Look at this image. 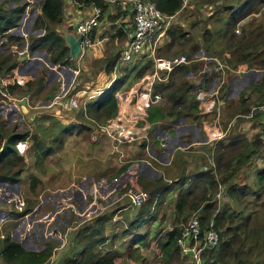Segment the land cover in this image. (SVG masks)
I'll return each mask as SVG.
<instances>
[{
	"label": "trees",
	"instance_id": "obj_1",
	"mask_svg": "<svg viewBox=\"0 0 264 264\" xmlns=\"http://www.w3.org/2000/svg\"><path fill=\"white\" fill-rule=\"evenodd\" d=\"M10 1L13 3L12 6L8 5ZM72 1L79 5H93L99 7L102 11L105 10L108 5H111L105 0ZM150 1L157 6L166 18L175 17L181 10H189L186 3L184 6V0ZM39 3L40 13L34 19L33 27L41 29L43 33L40 35L20 37L11 33L10 30L18 26V21L25 10V1L0 0V35L6 40V46L15 45L16 47H20V45L26 44L30 53L35 50L45 51L51 62L55 65L74 66V60L70 59L69 48L64 41V37L57 30L62 21L65 1L40 0ZM211 3L214 4V6L209 7V9H212L206 14V18L218 24L216 27H213L214 33H212V37L210 38L209 33L205 31L202 36L206 43L196 41L191 45V49L186 48L187 51H185V53L188 55L186 57L189 62L178 65L168 76L166 81L156 82L153 86L154 93H162V91L169 88L172 91L167 94L170 100L168 109L157 104H150L149 102L144 106L147 107L144 122L151 128L160 127L165 129L162 120L167 118L171 121L177 120L180 117H185V119H192L194 121L202 119L200 113L201 109L199 108L200 101L196 99L197 94L191 92L196 87L195 81L193 80V83L191 79L186 78L181 80L179 85L175 82V75L178 73L187 74L190 72L192 75H196L197 72L201 71L203 62L194 63L193 55L197 51L204 49L210 58L225 61L226 66L229 68H238L239 64H243V67L239 68H244V70L262 69L264 72V36H259V39L256 38L254 42L242 45V42L247 38V36L244 35L245 30H243L247 25H244L241 32L242 36L239 38L243 39V41L236 39L234 44L229 43V41L236 36V30H238L236 29L237 24L241 23L244 18H250L254 9L257 10L256 12L259 10L261 11V19L259 21V19L254 18L248 23L250 28L253 26L249 36L253 37V34L260 29L261 33L264 35V0H213ZM119 8L121 9V7ZM166 30L165 33L169 34L173 41H176V37L183 36L184 38L180 29H178V31L172 29ZM118 32L119 37L123 36L126 38L129 31L119 30ZM216 36L219 37V40L225 37L227 41L225 49L227 48L233 51L238 57H226L223 54V58H221L219 49L221 40L218 42L214 41ZM143 57L147 58L146 61L139 60L136 61L135 64L134 61L137 60V58L133 60L134 57L130 61H126L125 67L120 70V72L125 75L131 68L136 67V72L133 75L134 81L137 80L135 84L141 80V78L142 83H144V78L149 75L153 67V61L149 52L141 55V58ZM119 62L123 63L120 59V55L114 53L110 59L106 60V72H111L119 65ZM18 63L19 61L15 58L13 52L7 51L0 53V77L8 81L7 89L9 93L21 94L23 92H30L32 96L35 93H39L44 82L43 73L40 72L36 78L27 75L19 77L16 75ZM146 72H148V74H146ZM206 75L207 73L204 75V72L200 74V77L205 76L203 82L199 85L201 90L206 89ZM124 82L125 76L113 80L106 91H102L95 101L86 105L85 112L82 109L79 110L76 114L77 118L97 124L109 122L110 120L112 121L117 115L119 107L116 93L123 86ZM223 83L224 82H222V84ZM248 86L251 88L247 89L246 87L242 89L243 91L241 90L239 94V105L231 107L234 110L232 112L234 115L229 119L230 121L238 119L247 122L245 116L252 108L260 106H249L248 97L250 96V91L253 90L257 92V90L263 89L264 77L263 80L257 82V84H249ZM136 87L137 85L135 88ZM219 89L222 90L221 94L226 92L223 85ZM138 93L139 92L136 91L135 94L138 96ZM198 95H203V92L201 91ZM258 97L259 102H261L260 104L264 105V102L262 103L264 97H262L261 94H259ZM252 117L256 119L258 125L262 127L261 134H256L252 139H247L242 132L220 137L215 142L214 150L212 143V145L207 146L208 153L211 154L212 152V164L206 165L204 169L198 167L199 170L196 168V170L189 175L187 172L186 174L183 173V176H178L173 181L174 185L181 187V190L175 197V212L177 217L179 218L180 216L187 215L189 211L200 208L199 217L202 227H205L213 220L215 228L219 233L218 244L213 247H208L203 251L202 264H264V109L259 110L256 108ZM2 124L3 123L0 122V180L8 182L19 181L20 164L23 160L22 156L25 155L18 156L14 144L18 139L26 137L27 133L12 131L10 135H5L6 131L3 129ZM76 130L77 132L92 133V127L83 122L78 124ZM111 134H113V131H111ZM147 135H149L148 132ZM225 139H228V141L224 142ZM144 146L145 142L142 144V147ZM178 156L179 155H176V157ZM179 158L180 157L177 159ZM13 165H16L19 169L14 172H9L12 170L10 168L13 167ZM128 166L127 164L123 165L120 171L126 170ZM240 171H242L241 176H237ZM165 182L167 181L163 178L158 180L137 178V184L140 186V189L147 190L146 192L149 191L150 201H152L155 196H161L164 193V195H166V193L169 192V186L172 184V181L170 183ZM220 184L224 185L225 195L228 200L218 202V200L221 199L217 200L215 195L218 192ZM218 205L219 209L217 210ZM118 209L124 212L122 207H118ZM152 212L153 211H150L149 205L148 207L144 206L139 214H137V217L142 221L146 219L147 215L151 214L150 218H152L155 216ZM20 214L21 213L18 215ZM110 218V215H99L92 220V224L82 226L75 236L76 242L79 243L81 247L74 255L65 259L63 264H120V252H103L98 248V246L104 244L106 240H110V244L115 240V234L111 236L103 235L106 228L105 223ZM133 221H135V219L130 221V224H132ZM257 221L263 223L258 225ZM176 225L177 223L165 234L166 239L159 242L162 250L170 248L172 244H175L176 250H179L176 244V238L180 234L182 227L177 228ZM260 236L263 238L262 241L259 242ZM141 241L142 239L138 240V242ZM256 246H259L260 250L259 255L254 257L253 251ZM50 254L51 248L47 246L39 252L26 251L20 243L13 241L9 234L0 242L2 264H44Z\"/></svg>",
	"mask_w": 264,
	"mask_h": 264
},
{
	"label": "crops",
	"instance_id": "obj_2",
	"mask_svg": "<svg viewBox=\"0 0 264 264\" xmlns=\"http://www.w3.org/2000/svg\"><path fill=\"white\" fill-rule=\"evenodd\" d=\"M34 1L28 0L29 8L24 12L21 23L18 24L19 28L17 30L22 32V37L43 33L41 29H36L32 26L35 17L40 11L34 7ZM64 1L62 21L57 30L63 37L68 33L77 35L75 30L77 23L90 17L93 14L94 6L75 4L72 0ZM37 2H40V0H37ZM185 3L188 4L189 10L197 9L194 8L192 0H184V6ZM117 8L120 9L119 7L108 5L102 11L99 25L93 32L95 44L87 48L81 55H78L76 59L70 58L74 60L73 68L70 66L67 69L58 68L47 61L41 63L39 58H37L41 55L39 50L30 53L25 47L26 50L22 51H26L24 55H26L27 59L22 60V68L29 70L25 73L28 72L29 75L27 76L32 78H36L42 72L44 75L43 86L40 92L35 93L30 100H23L18 103V107L0 100V122L3 123L2 127L6 131L5 135H10L12 131L20 132L26 126V129L20 133H27V136L23 139L28 144L27 152L25 156H22L23 160L20 164L21 170L18 176L20 180L14 182L0 180V242L9 234L13 241L20 243L24 250L29 252H39L47 246L51 248V254L44 264H63L65 259L71 257L80 249L81 245H78L75 236L86 221L87 223L90 222V219H94L98 214L107 215L108 212L118 209V207H122L124 211L129 208L126 198L123 197L102 207L101 210L98 208L96 214L93 213L90 218L88 217V211L92 212L98 207V199L107 198L115 194L113 191L116 188L114 187V179H112L110 184L104 180L106 179L105 175H108L106 173L109 168L121 166L125 159L133 160L136 161L135 165L133 163L126 170L118 171V173H121V178L136 180L137 176H140L147 180H155L160 175H163V171L154 166V161L161 165L160 168H162V166L169 165L173 159L186 157L185 154L192 153L194 150H190L191 148L198 151L207 148L206 141L208 139L205 142L198 140L196 135L200 133L197 132L199 128L191 122H185L187 120L185 117L171 121L174 126L171 129L174 131L173 134H169L171 133L170 130H162L158 127L152 131V134L156 135L157 138H161L159 135L163 136L166 133L165 139L167 142L161 143L163 148L158 150L150 145L151 143L148 142L150 141L149 137H144L146 142H148L145 143L144 147L139 145L140 142H130L132 138L129 140L120 139L114 132L112 134L114 137L112 138L101 134L96 135L94 140L92 139L91 142L86 143V140L83 139L86 137L84 132H77L75 129L70 133H62L59 128H55L56 123L63 126L78 123L80 120L76 117L75 110H66L62 105H49L54 94L59 91L77 89L74 95L79 102L84 101L88 104L98 98L99 94L96 93L97 91H106L112 81L120 77L114 74V70L108 74L106 73V60L110 59L119 49L113 48L114 45L118 44V31H129L127 33L128 36L132 31L133 23L132 13L129 9L121 8L124 12L118 15ZM29 21L30 24L27 23ZM126 40L122 44L123 47ZM154 43H156L155 40ZM37 65L40 66L31 71ZM18 70L19 68L16 70V75L23 77L25 73L20 76ZM254 71L248 70L243 72V74L256 73ZM96 79L99 83L94 86L93 81L95 82ZM213 82H210L208 90H205L204 97H207L206 100H210V97L219 91V89L216 91ZM222 82L223 80H220L219 83L221 84ZM101 83L102 85L100 86ZM234 83L236 82L231 80L229 84L232 86ZM80 84L83 87H80ZM229 84L226 87V92L222 95H225V100L229 101L227 107L231 108L239 103L238 96L242 89L238 92L237 97H234L230 92ZM136 85L137 83L134 88ZM136 90L138 88H135ZM49 96L50 98H48ZM80 97H82L81 100ZM116 97L119 110L121 108V110L128 111L124 118L137 115L135 118L136 122L137 118L141 117V113L138 111L129 113V108L138 103L136 100L138 96L134 95V104L131 103L132 96L127 92L119 90L116 93ZM216 97L214 96L211 100L214 101ZM39 98L40 100L36 102ZM123 105H125L124 108ZM135 122H131L132 124L134 123V133L140 131V129L147 130L145 127L149 126L145 122L142 124L144 126H137ZM137 135L138 139L143 136L140 132ZM46 137L57 138L56 148L51 151L44 149V145L39 141ZM202 137L206 138L204 135ZM113 138L119 141H115ZM215 139L217 138L215 137ZM116 142H120V144H116ZM174 142H178V144ZM179 142L182 144L179 145ZM212 144L209 143V145ZM170 145L172 148L169 149L168 146ZM167 152L169 153L167 162H159L157 158L161 159ZM144 154L148 156L147 159L140 158L144 157ZM176 155L179 156L176 157ZM194 165V168L199 167L197 163ZM140 167L143 169L139 170L138 168ZM10 169L12 170L9 172H14L19 168L13 165ZM26 177L31 178L30 181H25ZM103 190L105 191L104 193ZM111 191L113 192L109 194ZM22 206H25L26 210L24 209L18 215ZM122 212L118 209L116 212L108 213V215L111 216L113 221H116L117 218L122 216ZM70 213H72L71 216L69 215ZM85 213V218L83 217L79 220L81 215ZM88 224H92V222ZM110 229V225H108L103 235H113L114 231ZM108 241L106 240L98 248L101 249L102 246L107 244V252L115 251V246H110L111 244H108ZM2 262L0 256V264Z\"/></svg>",
	"mask_w": 264,
	"mask_h": 264
},
{
	"label": "rangeland",
	"instance_id": "obj_3",
	"mask_svg": "<svg viewBox=\"0 0 264 264\" xmlns=\"http://www.w3.org/2000/svg\"><path fill=\"white\" fill-rule=\"evenodd\" d=\"M24 1H27V2H25L26 6H25V10H24V12H26L27 9L29 8V5H28V0H24ZM212 1L213 0H197V1L192 0V4L194 3L193 4L194 8H197L196 11H191L188 9H186V11L181 10L178 14H176L175 17L168 18V19L165 18V21L163 22L161 29L155 33L156 35H154L153 39H152V40L156 41V43H154V46H155L154 54H155V56L159 55V56L164 57V58H170V57H175V56H180V55L188 56L185 53V51H187L186 48L191 49V45L193 44V42H196V41L200 42L201 41L202 43H206V41L204 40L202 35L206 31L207 33H209V37L211 38L213 35L212 33H214L213 27H216L218 25L213 20L210 19V21H209L208 18H206V14L212 9V8L209 9V7L214 6V4L211 3ZM255 3H257V2H255ZM8 5L12 6L13 3L10 1V2H8ZM186 5H188V4H186ZM34 7L38 8L40 10V3L37 2V0L34 1ZM117 10H118V15L120 13L124 12V10H121L118 8H117ZM263 10H264V8H263ZM256 11L257 10L254 9L253 14L250 18H246V19L244 18V20L241 23L237 24L236 29H238V30H236V36L233 37V39L231 41H229L230 44H234L236 39H239L242 36L241 32H242V27L244 25H247L246 28L243 29V30H245L244 35L247 36V38H245L244 41H243V39H239L240 41H243L242 45H244L245 43L254 42L256 40V38L259 39V36H262V37L264 36L261 33V29L257 30L253 34V37L249 36V34L251 32V28H253V26L250 28L248 26V23H250L254 18L259 19V21L261 19V14H260L261 11L260 10L258 12H256ZM39 13H40V11H39ZM27 23L30 24V21ZM172 23H174V24H172ZM169 25H171V26H169ZM18 28H19V26H17L16 30ZM166 29H172L175 31H178V29H180V31L184 35V38H183V36L176 37V41H173L171 39V36L169 34L165 33L167 31ZM17 31H18V33H15V35L22 37V35H23L22 32L19 30H17ZM125 40H126V38H124L123 36L119 37L118 44L113 46V48L114 47H116L117 49L119 48L116 51V53L118 55H120V57H121V52H122L121 50H123L122 44ZM220 40H221V42H220V48L219 49H220L221 58H223V54L226 57H229V56H231L232 58H234V56L238 57V55L233 53V51H230L227 48L225 49V44L227 43V41L225 40V37H223V39L220 38ZM220 40H219L218 36H216L214 38V41L218 42ZM5 41L6 40L3 38V36L0 35V53L1 52L2 53L7 52V51L13 52L15 58L19 61L18 67H17V69L19 68L18 73L20 72V76H22L23 73H25L26 71H29V70H24L22 68V60L27 59L26 55H24L26 51L23 52L22 54H20L19 51L26 50L25 47H27V46H26V44H22V45H20V47H16L15 45L6 46ZM253 49H255V48H253ZM253 49H250V50H253ZM39 54H41V55H39L37 58H39L41 63H45V61H47L48 63L50 62V64L52 63L45 51L40 50ZM141 55H144V54H141ZM141 55H139L133 59V60H135L137 58V60L134 61L135 64H136V61H139V60L146 61L147 58H145V57L141 58ZM193 57H194V63L203 62V64L201 65L202 66L201 71L197 72L196 75H192V73H190V72H188L187 74L184 73L185 76H184V74L178 73L177 75H175L176 76L175 82L177 85H179L181 83V80L186 79V78L191 79L192 82H193V80L195 81L196 87L191 92L197 94L196 99H199V101H200V103H199V106H200L199 108L201 109L200 113L204 118L201 120H198V121H194L192 119L191 120L187 119L185 122H191L196 127L199 128L197 130V132H200V133H198V135H196V138L198 140H202L203 142H205L208 139L206 141L207 146H209V143L211 144L214 142L213 143V147H214L213 150H214L215 149V142L217 139H219V137H222V136L225 137L228 134H232V133H236V132H242L243 135L247 139H252L256 134H261L262 127L260 125H258V121L256 119H254L251 115L249 117L245 116L246 117L245 119L247 122H244L243 120H238V119H235L233 121L229 120L232 117V115H234V113H232L234 110L232 108H230L229 106L227 107V104H229V101L225 100V98H224L225 95L221 94L222 90L219 89V87H222V85H223V88L226 89L227 85L231 82V80H233L236 83L232 84V86L229 84V86H230L229 88H230V92L234 95V97H237L240 89H244L246 87H247V89L251 88L250 86H248L249 84H257V82L263 80V77H264L263 70L262 69H257L256 71L253 70L256 73H253L250 75L249 74H243V72L248 71V70H244V68H239V67H243V64H239L238 68H229L226 66L225 61L220 60V59L210 58V56L208 55V53L204 49L197 51L193 55ZM51 65H55V64L52 63ZM119 65L117 67H115L113 70H114L115 75L117 74V76H120V77L125 76V82H124L123 86L120 88V91L127 92L129 95H131L132 96L131 97L132 103H134L133 102L134 94L136 93V91L139 92L138 98L136 97V100L138 103H136V105L133 106L132 108H129V110H130L129 113L140 111L141 117H139V119L137 118L136 122H135V118L137 117V115L128 116V117L124 118L125 114H127L128 111L121 110V108L119 110V107H118L117 115L113 118L112 121L110 120L109 122L97 124V123H94L91 121L80 120L78 118V120H80L78 123L68 124V125H63V126L58 125L56 123L55 128L56 129L59 128V130H61L62 133H70V132H73L75 129H77L79 123L83 122L86 125L92 127V133L84 132L86 137L83 139L86 140V143L92 141V137H91L92 134H96V135L102 134V135H107L109 137L110 134H107V131L109 130L110 133H111V131H113L116 135H118V138H120V139L125 138V140H129L130 138H132L130 142H133V141L134 142L137 141L138 143L140 142L139 145L141 147H142V144L144 142L145 143L150 142L151 143L150 145L157 150L159 148H163L161 146V143L167 142L165 139L166 133H164L163 136L159 135L161 138H159V137L157 138L156 135L152 134V131L156 127L151 128L149 126H146L145 128L147 130L140 129V131L136 132L137 134H139V132H140L143 135L142 138H140V139H138V137H137L138 135L136 133H134V123L132 124L131 122H135V124L137 126H141L142 124H144V118L146 116L147 107H144V106L146 105L147 101H145L143 99V97L145 98V92H143V94L141 95L140 91H139V90L144 89L146 81H144V83H142V78H141V80H139L137 82L136 88H138V87L139 88H138V90L135 91L134 84L137 80L134 81L133 75L136 72V67L131 68L130 71L126 72V74L124 75V73L120 72V70H122L125 67L126 62H123V63L119 62ZM39 66L40 65L33 67V69L31 71L35 70ZM56 66L58 68L60 67V65H56ZM66 66H67L66 68L64 67L65 69L68 68V65H66ZM70 67L73 68L74 66H70ZM20 68H22L23 70L22 69L20 70ZM201 72H204V75L207 73V75H206L207 83H206V89L205 90H208L209 84L212 81H214L213 83L215 84L214 87H215L216 91L219 89L218 92H215L213 94V96L210 97V100H206L207 97H204L205 90H201V88H199L200 87L199 85L202 83L203 78H205V76L200 77ZM146 74H148V72H146ZM24 75H29V73L27 72V73L23 74V76ZM183 76H184V78H183ZM120 77H118V78H120ZM234 78H236V79L234 80ZM220 80H223L224 83L220 84L219 83ZM93 83H94V86H96L99 83V81L96 79V81L95 82L93 81ZM0 84L7 86L8 81L5 78L0 77ZM101 85H102V83L100 84V86ZM79 86L83 87L82 84H80ZM80 87H78V88H80ZM91 87H93V86H91ZM76 90L77 89H70L68 91V93L72 94V92L74 91L73 92V94H74L76 92ZM134 91H135V93H134ZM170 91H172V90H170V88H169V89H165L164 91H162V93L160 92L161 97H160V100L157 103V105L163 106L166 109H168V106H170V100H169L167 94ZM201 91L203 92V95H198ZM59 93H60V91L58 92V94ZM249 93H250V96L248 97V100H249L248 105L249 106L261 105L260 104L261 102H259L258 95L261 94L262 97H264V87L262 90H257V92L252 90ZM10 94H12V93H10ZM26 94H30V99L32 98V95L30 92H23L21 94H12V95H15L17 97H21V96L26 95ZM136 95L137 94H135V96ZM54 96H55V94L53 95L51 100L54 98ZM214 96H217V97H216V99H214V101H212L211 98H213ZM42 97H44V96H42ZM40 98L36 102H38L40 100ZM48 98H50V96ZM81 99H82V97H80V100ZM136 100H135V102H136ZM207 101H210L213 105ZM263 102H264V98L262 100V103ZM121 105H122V103H121ZM238 105L239 104H235V106H238ZM79 107H81V105ZM124 107H125V105H123V108ZM80 109H82V108L74 109L76 111V114L79 112ZM66 110H68V109H66ZM83 111L85 112V110H83ZM250 112L247 115H249ZM123 113H124V115H123ZM135 114H137V113H135ZM261 120H262V118H261ZM162 124L165 125V129L158 127L159 129L168 130V131L170 130L171 133H169V134L174 133V131L171 130L174 126L172 125L171 120L169 118H167L165 120L163 119ZM142 126H144V125H142ZM25 129H26V126H24V128L22 130H20V132H23ZM20 132H18V133H20ZM147 132L149 133V135H147ZM202 135H204L206 138L202 137ZM144 137H149L150 141L146 142V139ZM215 137L217 139H215ZM110 138H112V137L110 136ZM263 139H264V136H263ZM113 140L119 141L116 138H113ZM202 141H200V142H202ZM226 141H228V139L224 140V142H226ZM39 142L44 145L45 150L51 151L54 148H56L58 140L55 137H49V138L46 137V138H43L42 140H40ZM121 142H124V141H121ZM137 142H135V143H137ZM124 143H126V142H124ZM176 143L178 144V142H176ZM116 144H120V142H118V143L116 142ZM181 144L182 143L179 142V145H181ZM105 148L107 150H109L107 146H105ZM168 148L170 149V148H172V146L170 145V146H168ZM190 150H194V151L192 153H188V154H185V152L182 151V152H184L186 157H180L179 159L175 158V160L173 159L169 165L162 166V168H160L161 165H159L157 162H155V161L153 162L154 166H156V168L163 171V175H160L155 180L163 178V179H166V181H167L165 183H170L172 181V184L169 186L170 190H169V192L166 193V195H164L165 194L164 193L161 196H155L152 201H150V197H149V199L146 201V203L144 205H142L140 208H132V207L128 206L129 208H127V210L122 212L121 213L122 216L117 218L116 221H113L111 218L108 221H106L105 226L107 227L108 225H110V228H111L110 230L114 231V234H115V237H114L115 240L112 241L110 246H115V249L121 253L120 264H192L188 257L181 255L180 251L176 250L175 244H172L170 246V248H168L166 250H162L160 248V245H159V242H162L166 239L165 234L169 230H171V228L175 225V223H177V225H176L177 228H179V227L181 228L185 224V222L187 221V219L189 218V216L192 213L196 212V213L200 214V208L197 210H191V211H189V213L187 215L180 216L179 218L177 217L176 212H175V200H176L175 197L179 193V191L181 190V187L178 185H174V182H173L174 179L178 176H183L182 174L183 173L186 174V172L188 175L192 174L196 170V168H194V166H195L194 164H196V163L199 164V168L204 169L206 167V165L212 164L211 162H213L212 152H211V154H209L207 151L208 148H204L201 151H198V150H195L192 148ZM263 151H264V145H263ZM140 158L147 159L148 156L146 154H144V157H140ZM168 159H169V153L168 152L165 153L161 157V159L157 158V160L159 162H162V163H166ZM126 162H128L127 163V165H129L128 167L132 166L133 163H134V165L136 164L135 163L136 161L125 159V162L122 163L121 166L124 165ZM121 166H119L117 168H109L108 172L106 173L108 175H105L106 179H104L105 181L108 182V184H110L112 179H114V181H115L114 187H116V188L113 191L115 194L113 196H110L107 198L98 199V201H97L98 207L95 208L94 210H92V212L88 211V213H87L89 218H90L91 214H93V213L96 214V211L98 208H100V210H101L102 207L110 204L111 202L117 201V199H122L124 197L123 196L124 192L126 191L127 188L132 186V187H135L137 189H140V186L137 184V179L136 180H134V179L133 180L132 179L131 180H129V179L125 180L124 178L120 177L121 173H118V171L121 170V168H120ZM187 166H189V167H187ZM199 168H198V170H199ZM135 169H136V166H135ZM138 169L140 170L143 168L140 167ZM242 171H240L237 176H239V175L241 176ZM115 178H117V179H115ZM137 178H141V177L137 176ZM30 179L26 177L25 181H30ZM141 179H144V178H141ZM140 190H142V189H140ZM113 191H111L109 194H111ZM143 191H147V190H143ZM104 192L105 191L103 190V193ZM147 193L149 194V191ZM215 197L217 200L221 199V200H218V202H220L222 200L223 201L228 200L227 196L225 195V187L223 184L219 185L218 192L216 193ZM148 205L150 206V211H153L152 214H155V216L150 218L151 214H149L146 216L145 220L141 221L137 217V214H139L140 210L144 206L148 207ZM110 207H111V205H110ZM24 209H25V206H22L21 210H19V213H21V211H23ZM218 209H219V205H218L217 210ZM116 211H117V209H114L113 211H110L108 213H112V212H116ZM108 213H107V215H108ZM71 214L72 213H70L69 215L71 216ZM85 215H86V213L81 215V218H79V220H81L83 217L85 218ZM99 215L100 214H98L97 216H99ZM133 219H135V221H133V223L130 224V221H132ZM90 220L91 221L88 223H91L93 218ZM88 223L86 221L84 224H82V226L88 225ZM257 223H258V225H261L263 222L257 221ZM64 229H65V226H64ZM262 238H263L262 236L259 237V242L262 241ZM139 239H142V241L138 242ZM110 242L111 241L109 240L108 244ZM78 245H80V244L78 243ZM107 249H108V245L106 244V245L102 246L101 251L107 252ZM259 250H260V247L256 246L254 251H253L254 257L259 255ZM112 251H114V250H112Z\"/></svg>",
	"mask_w": 264,
	"mask_h": 264
},
{
	"label": "built area",
	"instance_id": "obj_4",
	"mask_svg": "<svg viewBox=\"0 0 264 264\" xmlns=\"http://www.w3.org/2000/svg\"><path fill=\"white\" fill-rule=\"evenodd\" d=\"M113 6H118L124 9H129L132 13V31L127 37L124 44V49L120 59L123 62L130 61L134 57L148 53L153 61V67L149 75L145 77V87L140 90L142 95L145 92L143 99L151 104H157L160 100V93L153 92V86L156 82H164L172 71L181 64L189 62L185 55H180L175 58H164L155 56V46L153 36L162 27L166 16L157 8L150 0H105ZM102 10L94 6L93 14L85 20L77 23L75 30L77 35H81L80 55L89 47L95 44L92 32L99 25ZM24 51H19L22 54ZM69 90L56 93L49 105H62L64 109L74 110L82 108L86 109V103L79 102L74 94L68 93ZM100 94L101 91H97ZM30 100V94L17 97L9 93L7 86L0 84V100L13 104L18 107V103L23 100ZM81 105V107H79ZM259 110L264 109V105L256 107ZM255 107L252 108L249 115L254 114ZM107 134L114 137L109 130ZM96 134L92 136L94 140ZM14 147L18 155H25L28 144L25 139H18ZM128 205L132 208H139L149 199V194L146 191L129 187L124 192ZM219 242V233L215 228L214 221L211 220L208 225L202 227L199 214L192 213L185 224L181 228L180 234L176 238V244L181 255L188 257L192 264H202V253L208 247L216 246Z\"/></svg>",
	"mask_w": 264,
	"mask_h": 264
},
{
	"label": "water",
	"instance_id": "obj_5",
	"mask_svg": "<svg viewBox=\"0 0 264 264\" xmlns=\"http://www.w3.org/2000/svg\"><path fill=\"white\" fill-rule=\"evenodd\" d=\"M24 16V12L21 15V18L18 21V24L21 23L22 18ZM11 33L15 34L18 33V31L16 30V28L11 30ZM82 36L81 35H75L72 33H68L66 35H64V41L66 43V45L69 48V56L72 59H76L78 57V55H80V42H81ZM40 51V50H39ZM52 64V63H51ZM66 68L67 66H60L59 68Z\"/></svg>",
	"mask_w": 264,
	"mask_h": 264
}]
</instances>
